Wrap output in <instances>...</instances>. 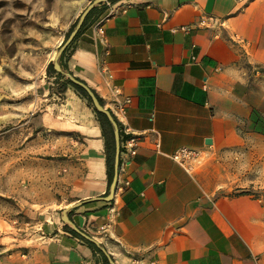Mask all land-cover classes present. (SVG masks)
<instances>
[{
	"label": "crops",
	"instance_id": "obj_1",
	"mask_svg": "<svg viewBox=\"0 0 264 264\" xmlns=\"http://www.w3.org/2000/svg\"><path fill=\"white\" fill-rule=\"evenodd\" d=\"M111 6L101 38L93 23ZM204 15L222 26H197ZM62 61L111 112L114 86L128 96L124 113L112 114L119 131L138 136L136 152L120 155L123 190L68 210L71 221L115 264H264V0L100 3ZM39 119L72 143V163L60 197L40 203L25 233L1 234L0 264H105L61 219L68 205L108 192L96 111L67 84ZM179 146L202 150L191 172L170 157Z\"/></svg>",
	"mask_w": 264,
	"mask_h": 264
},
{
	"label": "rangeland",
	"instance_id": "obj_2",
	"mask_svg": "<svg viewBox=\"0 0 264 264\" xmlns=\"http://www.w3.org/2000/svg\"><path fill=\"white\" fill-rule=\"evenodd\" d=\"M90 1L0 0V236L25 233L40 203L60 197L72 143L39 119L63 95L46 67Z\"/></svg>",
	"mask_w": 264,
	"mask_h": 264
},
{
	"label": "water",
	"instance_id": "obj_3",
	"mask_svg": "<svg viewBox=\"0 0 264 264\" xmlns=\"http://www.w3.org/2000/svg\"><path fill=\"white\" fill-rule=\"evenodd\" d=\"M110 0H91L85 8L80 12L74 26L69 31L68 35L60 42L55 54L52 58V65L53 69L57 73H61L67 78L72 84L80 87L88 96L90 99V102L96 110V112L102 113L107 120L111 123L113 127V138H114V161H113V173L112 178L108 186V192L105 195L101 196H94L88 199L79 200L77 202H74L73 204L68 205L62 210L61 219L65 223L71 224L72 229L79 234L84 239L94 243L106 256L108 262L110 264H115L112 256L107 252L105 247L93 236H91L88 232L85 230L79 228L76 224H74L71 219L67 215V211L90 200H97V199H103L106 201L112 200L115 192V187L118 182V173H119V162H120V132H119V126L118 122L115 119L112 112L106 108L98 99L97 95L94 93V91L81 79L74 76L71 72L65 71L59 61L60 56L65 51L66 47L71 43L77 32L79 31L80 27L82 26L87 14L89 11L96 5L100 3H104Z\"/></svg>",
	"mask_w": 264,
	"mask_h": 264
},
{
	"label": "built area",
	"instance_id": "obj_4",
	"mask_svg": "<svg viewBox=\"0 0 264 264\" xmlns=\"http://www.w3.org/2000/svg\"><path fill=\"white\" fill-rule=\"evenodd\" d=\"M115 11H116V8L111 6L108 12L104 16L94 21L93 28L101 38L104 37V27L102 25L103 22L109 17V15L113 14ZM195 23L197 26L198 25L200 26L220 25L222 26V22H220L219 20H217L215 17L211 15L201 16L199 20ZM195 23L194 24H181L178 26V29L187 31L191 27L195 26ZM258 69L259 68H255L254 69L255 72L258 71ZM112 89H113V98H112L111 109L114 115L118 116V114L124 113L125 107L129 103L130 99L128 96L122 99H119L117 95L121 93L120 89L117 86H114ZM121 131L123 134H126V136L123 139L120 138V155L122 153L125 155L134 154L137 149L138 136L131 133L127 127L122 129ZM155 145L157 149L159 147V141L155 142ZM170 157L188 172H191L194 166L199 164L203 159L202 150L197 149V148H190L187 146H179L175 148L171 152ZM127 183H128L127 181L124 182V184H119L117 182V185L115 187V193L122 191L124 188V185H126ZM20 256L22 257V259H27L26 252H22ZM130 263L138 264L139 260L133 258L130 260ZM16 264H24V263L21 262V263H16ZM147 264H161V263L158 259H150Z\"/></svg>",
	"mask_w": 264,
	"mask_h": 264
},
{
	"label": "trees",
	"instance_id": "obj_5",
	"mask_svg": "<svg viewBox=\"0 0 264 264\" xmlns=\"http://www.w3.org/2000/svg\"><path fill=\"white\" fill-rule=\"evenodd\" d=\"M96 7H97V6H94V7L89 11V13L87 14V16H86V18H85V20H84L82 26L80 27V29H82V28L85 26V24H86L88 18L92 15V13H93V11L95 10ZM73 26H74V24H72V26L70 27V30H71V28H72ZM80 29H79V30H80ZM78 32H79V31H78ZM68 33H69V32L67 31L65 37L68 35ZM71 42H72V41H71ZM67 47H68V46H67ZM67 47H66V49H67ZM66 49H65V50H66ZM64 52H65V51H64ZM64 52H63V54H64ZM63 54L60 56L59 61H60L61 66L65 68V64H64V62L62 61ZM46 72H47L48 74H52V75H54V76H55V79H57V82H59V84H60V89L58 90L59 92H63L64 89H65V87L67 86V84H70V85H72V86H73V87H74V88H75L80 94H82L83 96H85V97L88 99V101L90 102V99L88 98L87 94H86V93H85L80 87H78V86L72 84L67 78H65V76H64L63 74H61V73H57V72L53 69L52 62H49V63L47 64ZM59 79H62V80H59ZM97 97H98V96H97ZM98 99H99V101L102 103V100H101L99 97H98ZM95 111H96V110H95ZM96 115H97V118H98V120H99V122H100V124H101L102 131H103V136H104V139H105L106 168H107V179H108V185H109V183H110V181H111V178H112V173H113V161H114V138H113V127H112L111 123L107 120V118H106L102 113H100V112H96ZM119 132H120L121 139H123L122 131L120 130ZM66 227H67V229H68L71 233H73L74 235L80 237L81 239H83L84 241H86L87 243H89V244H90V245H91L96 251H98V252L101 253V251L98 249V247H97L94 243H92V242H90V241H88V240L82 238V237H81L79 234H77L72 228H70V227H68V226H66ZM101 254H102V253H101ZM102 256H103L104 263H105V264H110V263L108 262V260L106 259V257L104 256V254H102Z\"/></svg>",
	"mask_w": 264,
	"mask_h": 264
},
{
	"label": "bare ground",
	"instance_id": "obj_6",
	"mask_svg": "<svg viewBox=\"0 0 264 264\" xmlns=\"http://www.w3.org/2000/svg\"><path fill=\"white\" fill-rule=\"evenodd\" d=\"M55 53V52H54ZM54 53H53V55H54Z\"/></svg>",
	"mask_w": 264,
	"mask_h": 264
}]
</instances>
